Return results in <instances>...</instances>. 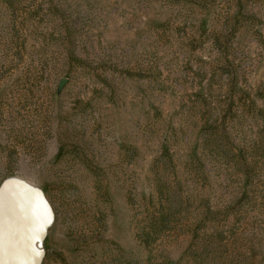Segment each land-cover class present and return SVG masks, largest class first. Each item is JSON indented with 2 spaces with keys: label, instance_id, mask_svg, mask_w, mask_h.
I'll use <instances>...</instances> for the list:
<instances>
[{
  "label": "rangeland",
  "instance_id": "rangeland-1",
  "mask_svg": "<svg viewBox=\"0 0 264 264\" xmlns=\"http://www.w3.org/2000/svg\"><path fill=\"white\" fill-rule=\"evenodd\" d=\"M0 264H264V0H0Z\"/></svg>",
  "mask_w": 264,
  "mask_h": 264
},
{
  "label": "trees",
  "instance_id": "trees-1",
  "mask_svg": "<svg viewBox=\"0 0 264 264\" xmlns=\"http://www.w3.org/2000/svg\"><path fill=\"white\" fill-rule=\"evenodd\" d=\"M162 218H151V220H149V223H148V227L151 229V230H155L156 226H160V225H164L165 223H162L161 222ZM162 228V226H161Z\"/></svg>",
  "mask_w": 264,
  "mask_h": 264
},
{
  "label": "water",
  "instance_id": "water-1",
  "mask_svg": "<svg viewBox=\"0 0 264 264\" xmlns=\"http://www.w3.org/2000/svg\"><path fill=\"white\" fill-rule=\"evenodd\" d=\"M37 246L40 248L42 246L41 242H38Z\"/></svg>",
  "mask_w": 264,
  "mask_h": 264
}]
</instances>
